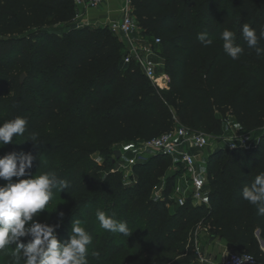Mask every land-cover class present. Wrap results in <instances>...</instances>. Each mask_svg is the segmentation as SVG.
<instances>
[{"label": "trees", "instance_id": "trees-1", "mask_svg": "<svg viewBox=\"0 0 264 264\" xmlns=\"http://www.w3.org/2000/svg\"><path fill=\"white\" fill-rule=\"evenodd\" d=\"M132 5L143 35L160 39L155 61L170 78L168 90L154 87L137 64L124 63L127 48L108 27L78 26L73 0H0V124L27 120L25 133L0 147V156L31 153L36 159L22 179L52 172L68 182L65 191L53 190L46 209L64 206L58 239L69 238L72 220L82 221L92 236L88 264L118 263L127 254L142 257L140 264H194L200 224L264 264L256 234L264 240V216L242 198L243 188L264 172V137L249 150L221 148L208 156L209 201L197 207L169 200L183 172L172 170V158L138 161L128 184L112 158L120 141L152 140L177 125L220 136L228 116L246 131L264 124V55L241 36L248 24L259 37L264 0ZM225 29L243 48L236 60L223 50ZM200 33L211 45L200 43ZM258 46L264 48V38ZM162 184L164 200L156 199L153 189ZM97 211L126 222L129 235L102 229Z\"/></svg>", "mask_w": 264, "mask_h": 264}, {"label": "clouds", "instance_id": "clouds-1", "mask_svg": "<svg viewBox=\"0 0 264 264\" xmlns=\"http://www.w3.org/2000/svg\"><path fill=\"white\" fill-rule=\"evenodd\" d=\"M207 33H200L197 39L207 47L212 41ZM241 36L249 48H254L257 55H264V48L258 46V40L264 38V29L259 37L256 30L244 24ZM223 50L233 60L239 58L243 48L235 43V35L225 29L221 33ZM27 120L16 117L0 124V147L13 142V137L25 133ZM35 144L36 137L30 139ZM235 147L234 145H232ZM31 153L11 152L0 156V180L7 183L0 185V250L9 244L16 246L17 255L25 264H88V247L92 244V236L82 227V221H71L69 238L58 239L57 229L64 220V212L57 213L58 220L54 224L39 222V215L53 198L54 192L65 191L66 180L58 179L55 173L45 172L29 177L33 161ZM16 180H13V178ZM242 198L254 205L259 215L264 216V172L256 175L254 180L242 190ZM100 227L112 233L129 235L126 222L118 221L103 211H97ZM24 238V239H22ZM26 240V242H24Z\"/></svg>", "mask_w": 264, "mask_h": 264}, {"label": "built area", "instance_id": "built-area-1", "mask_svg": "<svg viewBox=\"0 0 264 264\" xmlns=\"http://www.w3.org/2000/svg\"><path fill=\"white\" fill-rule=\"evenodd\" d=\"M106 0H73L76 17L75 21L78 26H91L95 22L86 19V14L90 10H99ZM122 18L112 21L107 26L109 29L120 37L127 48V54L124 63L137 64L147 79L158 90L165 91L170 87V78L168 74L163 72L161 68L163 64L155 61L157 52L155 45L160 44V39L150 42L140 29L134 15L132 0H125L121 9ZM227 130L220 136L210 137L206 133L193 131L181 125H177L172 131L165 133L155 139L143 141L139 148V155L152 152L154 155H163L178 160L183 166V172L177 178L175 187L169 200L177 206H185L189 201L195 206L208 205L205 202L203 194L206 190L207 178L204 173L199 170V160L192 150L202 151L208 148L212 143L226 145L231 151L249 150L253 147L246 136L244 130L235 122L234 118L228 116L225 118ZM235 126H239V130H234ZM234 145L235 147H233ZM224 148V147H223ZM135 158L130 159L124 166L116 168L115 171L124 174L125 178L131 175L129 171H133L136 165ZM179 170V169H178ZM175 170L176 172L178 171ZM165 185H158L153 189V195L156 199L164 200ZM207 230L198 225L194 233V245L197 254L198 264H213L203 253L201 243L198 239L199 232ZM220 264H260L258 260L248 254L241 253H225L221 258Z\"/></svg>", "mask_w": 264, "mask_h": 264}, {"label": "rangeland", "instance_id": "rangeland-1", "mask_svg": "<svg viewBox=\"0 0 264 264\" xmlns=\"http://www.w3.org/2000/svg\"><path fill=\"white\" fill-rule=\"evenodd\" d=\"M94 27H108L106 23H104L103 25L101 24H95V25H91ZM64 26H59L58 28L61 29ZM57 28V27H55ZM109 28V27H108ZM119 37V36H118ZM120 38V37H119ZM150 42H153L152 40L149 39ZM154 49L156 50L155 46ZM227 130V127L225 128ZM234 130H239V126H235ZM244 135L246 136V138L249 140V142L251 143V145H255L257 144L260 140L263 139L264 137V124L253 131H243ZM210 137H215V134H207ZM143 141L140 140H131V141H120L119 143L115 144L112 151H114V154L116 151H120L122 153V157L120 159H116V156L112 153V158L118 162L116 168H119L120 166H124L126 165V163H128V161L130 159L135 158L138 161H143V159L148 158L151 155H154L152 152H147L144 153L143 155H139L138 152V148L140 146V144ZM225 148L226 145L223 143V145L221 144H215L212 143L208 148H206L205 150L202 151H198V150H192L190 149V152L192 154H195L198 157L199 160V170H201L202 173H204L206 175L207 173V158L210 154L214 153L215 151L221 149V148ZM93 159L98 162L99 164L103 163L102 157L99 153H96L93 156ZM183 166L181 165V163H179L178 160H174L173 161V168L172 170H178L180 168H182ZM129 174H132V171H129ZM125 182L128 184L130 183V178H124ZM7 182L4 180H0V185L6 184ZM204 200L205 202L209 201V191L206 190L204 191L203 194ZM64 206L61 202H58L54 207H51L49 209H46L45 213H41L40 217L42 218V220H44V222L49 221L50 219H52V221L58 219L57 213L62 211ZM174 209V206H171V210ZM39 220V218H38ZM40 222V220H39ZM24 239V238H22ZM198 239L201 243L202 246V250L204 255L211 260V262L213 264H220L221 258L223 257V255L225 253H238L235 248H233L232 246H230L229 244H226L224 241L221 240V238H212L207 232L205 231H200L199 232V236ZM26 242V240L24 241ZM143 262L142 257H138V256H134L132 254H127L123 257L121 262L118 263H111V264H140ZM0 264H25L24 260L22 257L17 255L16 252V246L14 244H9L7 246H5L4 249L0 250ZM194 264H198L197 262H195Z\"/></svg>", "mask_w": 264, "mask_h": 264}, {"label": "crops", "instance_id": "crops-1", "mask_svg": "<svg viewBox=\"0 0 264 264\" xmlns=\"http://www.w3.org/2000/svg\"><path fill=\"white\" fill-rule=\"evenodd\" d=\"M125 0H106L99 10H90L86 14V19L96 24H110L112 21L122 18L121 9ZM226 244L225 240L221 239Z\"/></svg>", "mask_w": 264, "mask_h": 264}, {"label": "water", "instance_id": "water-1", "mask_svg": "<svg viewBox=\"0 0 264 264\" xmlns=\"http://www.w3.org/2000/svg\"><path fill=\"white\" fill-rule=\"evenodd\" d=\"M24 79H25V76H22V82H24ZM115 156H116V159H120L122 157V153L120 151H116L115 152ZM116 162V161H114ZM257 234V237L259 238V242H260V247L262 249V251L264 252V240L260 239L259 235V231L256 233Z\"/></svg>", "mask_w": 264, "mask_h": 264}]
</instances>
